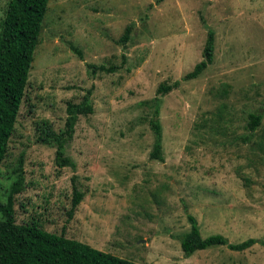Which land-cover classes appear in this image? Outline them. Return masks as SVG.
Listing matches in <instances>:
<instances>
[{
    "label": "rangeland",
    "instance_id": "1",
    "mask_svg": "<svg viewBox=\"0 0 264 264\" xmlns=\"http://www.w3.org/2000/svg\"><path fill=\"white\" fill-rule=\"evenodd\" d=\"M209 28L213 62L186 79L204 59ZM161 84L173 86L159 93ZM89 91L93 112L80 115L67 147L76 168L59 167L36 124L63 129L68 102ZM157 97L164 161L151 157ZM252 112L264 113V0H50L0 201L23 155L17 223L35 219L141 264H264V243L186 256L180 239L192 215L203 237L264 240V117L251 131ZM74 186L84 198L70 217Z\"/></svg>",
    "mask_w": 264,
    "mask_h": 264
},
{
    "label": "trees",
    "instance_id": "2",
    "mask_svg": "<svg viewBox=\"0 0 264 264\" xmlns=\"http://www.w3.org/2000/svg\"><path fill=\"white\" fill-rule=\"evenodd\" d=\"M49 1L9 0L4 17L0 21V173L29 84L30 70L40 43ZM130 34L131 28L128 27L122 40L127 41ZM214 52L215 31L209 28L203 51L204 59L186 75V79L199 77L213 62ZM100 68L106 69L105 66ZM172 86L161 84L158 92H168ZM160 101L158 97L155 99V111L150 118V125L155 132L151 157L164 161L163 128L159 118ZM91 112L93 105L89 91L81 102H68V115L63 129L57 131L49 120L36 124L38 140L56 147V163L59 167L76 168L75 160L67 154V147L74 137L80 115ZM249 117L248 128L255 131L261 125L264 113L252 112ZM23 166L22 155L15 170L17 179L10 186L8 198L6 201H0V264H141L78 239L69 238L65 232H50L35 219L27 223H17L14 206L16 195L25 189L26 176ZM83 198L84 193L74 186L72 205L68 211L70 217L74 215ZM189 220L190 230L180 236L186 256L214 245H228L233 250L242 251L258 242L264 243V240L255 237L233 243L221 233L203 237L196 217L189 215Z\"/></svg>",
    "mask_w": 264,
    "mask_h": 264
}]
</instances>
